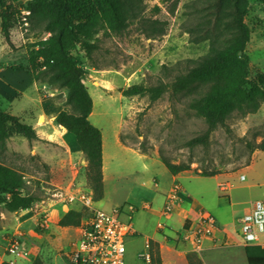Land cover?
I'll list each match as a JSON object with an SVG mask.
<instances>
[{"label":"rangeland","instance_id":"374dc122","mask_svg":"<svg viewBox=\"0 0 264 264\" xmlns=\"http://www.w3.org/2000/svg\"><path fill=\"white\" fill-rule=\"evenodd\" d=\"M1 1L11 7V15L8 35L1 30L0 18V110L33 126L38 139L28 142L12 135L0 150V165L22 177L23 192L38 201L16 213L0 206V260L30 264L39 257L44 264H64L78 231L59 227L62 216L69 210L118 209L141 234L127 240L126 264H151L146 237L154 235L162 196L175 185L192 208L211 214L218 226L240 240L239 220L264 193V151L256 150L264 141V105L256 114L232 113L211 133L207 145L190 148L188 142L207 129L190 107L197 95L165 93L154 102L148 95H123L134 85L170 83L209 53V41H200L203 24L196 4L201 2L138 0L141 17L164 23L163 36L147 38L134 24L118 36L99 34L90 58L79 46L70 50L85 72L83 84L93 102L89 122L102 133L104 198L96 202L85 156L81 150L70 151V145L77 147L75 137L55 122L65 109L66 92L36 83L28 74L31 50L51 37L31 9H43L48 17L46 7L41 0ZM248 4L245 24L251 34L246 54L254 78L264 76V0ZM162 158L190 171L173 179ZM202 173L217 175L198 176ZM146 205L151 210H145ZM177 221H170L172 228H180ZM157 230L164 235L162 224ZM11 241L20 245L22 259L10 257ZM165 242L176 250L184 247L181 233ZM217 255L213 264H247L238 249L221 248Z\"/></svg>","mask_w":264,"mask_h":264},{"label":"trees","instance_id":"16d2710c","mask_svg":"<svg viewBox=\"0 0 264 264\" xmlns=\"http://www.w3.org/2000/svg\"><path fill=\"white\" fill-rule=\"evenodd\" d=\"M48 12L32 7V16L46 23L51 37L39 49L31 50L28 74L36 83L47 84L54 90H64L66 100L56 116L58 126L72 134L85 156L86 178L94 186L95 201L104 198L102 133L89 122L93 102L83 84L84 70L70 54L79 46L88 58L96 49L97 36H118L129 26L137 24L147 38L156 39L165 34L164 23L141 17L138 0H41ZM163 4L170 0H160ZM202 37L209 41V53L201 57L185 74L176 76L170 83L145 87L134 85L123 95H148L157 101L163 94L197 95L191 109L207 126L205 133L188 142L190 148L207 145L210 135L219 126H224L232 113L242 116L256 114L264 105V76L250 77V60L246 54L251 31L245 24L249 14L248 0H199ZM1 30L8 35L11 7L0 0ZM69 108L71 111H68ZM12 135L21 136L28 142L38 139L33 126L19 117L0 110V150ZM256 150L264 151V141ZM161 163L172 176L189 172L187 165H173L167 160ZM216 173L198 176L214 177ZM22 177L11 169L0 165V206L8 212L28 210L38 201L37 197L23 192ZM90 212L69 210L58 221L61 228H78ZM184 226V230H186ZM147 251L151 264H162L159 244L150 240ZM248 264H264V246L252 245L244 248ZM189 264H202L193 253L187 255ZM1 264H9L3 261ZM31 264H44L35 257Z\"/></svg>","mask_w":264,"mask_h":264},{"label":"built area","instance_id":"2783aa9c","mask_svg":"<svg viewBox=\"0 0 264 264\" xmlns=\"http://www.w3.org/2000/svg\"><path fill=\"white\" fill-rule=\"evenodd\" d=\"M26 25L27 21L24 18ZM244 179V177H243ZM241 179V180H243ZM182 188L175 185L168 197L164 214L172 213L180 200ZM85 201L84 198H82ZM90 202L86 207L90 209ZM122 212L91 209L90 215L83 218L77 228L78 238L72 243L64 264H126V242L136 235L132 224L122 219ZM239 235L245 244L262 243L264 237V201L254 202L249 211L239 220ZM218 230L216 219L209 213L200 212L193 236L196 243L210 237ZM264 243V242H263ZM11 258L22 259L23 252L16 241L9 242ZM147 260L149 257L147 256ZM9 264H17L9 260Z\"/></svg>","mask_w":264,"mask_h":264},{"label":"crops","instance_id":"0c3cea01","mask_svg":"<svg viewBox=\"0 0 264 264\" xmlns=\"http://www.w3.org/2000/svg\"><path fill=\"white\" fill-rule=\"evenodd\" d=\"M68 148L72 152L75 153L80 152V147L78 146V144L77 147L70 145ZM177 176H172V177L173 179H175ZM172 189L173 187L168 192L164 193V195L162 196V201H163L162 208L159 211H156L159 216V219H158V224L154 230V235L152 237H146V241H145L146 248L150 240L157 242L159 244L162 264H189L187 261V255L190 253L195 254L202 264H213L221 248L226 250L227 252L230 251L231 249H238L240 250V253H243L245 255L244 248L246 246H252V245L264 246L263 243L264 237L261 238L262 243L247 245L243 243L240 235H239L240 240H237L233 236L229 235L225 230H223L221 226H218V230L215 231L212 236L202 238V240L199 243H196L192 232L194 231L198 223L199 215L200 212L202 211L192 208L188 200L182 197L180 194V200L176 204L172 213L165 215L163 211ZM259 200H264V193L261 199H256L254 202ZM254 202L250 203L251 206L254 204ZM144 209L151 210V206L146 205ZM131 212L132 211H128V213ZM121 217L123 220L127 221L123 213ZM174 217L177 218L178 220L177 222L180 224V228H175V227L172 228L171 225L169 224L170 221L174 219ZM161 224L164 227V235L160 234L157 230V227ZM184 226H186L185 227L186 230H184ZM134 230L136 231V235L130 238H136L141 236L138 229L134 228ZM176 233L182 234V241H183L182 243L184 247L179 250L172 248L171 245H168L169 243L167 244L165 242L166 237L176 236ZM223 241L225 242L224 248L223 246L221 247V243ZM3 261L4 259L0 260V264ZM31 263L32 262H30V264ZM246 263L248 264L247 259H246Z\"/></svg>","mask_w":264,"mask_h":264},{"label":"bare ground","instance_id":"6f19581e","mask_svg":"<svg viewBox=\"0 0 264 264\" xmlns=\"http://www.w3.org/2000/svg\"><path fill=\"white\" fill-rule=\"evenodd\" d=\"M42 120V119H41ZM65 133H68L67 131H65ZM65 133H63V135L62 136H64L65 135ZM63 138V137H62Z\"/></svg>","mask_w":264,"mask_h":264}]
</instances>
